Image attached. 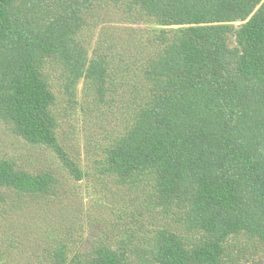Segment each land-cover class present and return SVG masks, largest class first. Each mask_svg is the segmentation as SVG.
Masks as SVG:
<instances>
[{
  "label": "trees",
  "instance_id": "obj_1",
  "mask_svg": "<svg viewBox=\"0 0 264 264\" xmlns=\"http://www.w3.org/2000/svg\"><path fill=\"white\" fill-rule=\"evenodd\" d=\"M96 4L145 24L134 53L98 40L88 55L78 33ZM46 61L70 98L82 81L83 99L100 104L114 69L129 82L127 119L102 141L95 170L143 190L171 223L127 225L83 259L66 262L59 246L50 264H261L234 253L231 239L264 250V0H0V120L80 180L59 143ZM56 185L0 157V217L10 195L44 197Z\"/></svg>",
  "mask_w": 264,
  "mask_h": 264
},
{
  "label": "rangeland",
  "instance_id": "obj_2",
  "mask_svg": "<svg viewBox=\"0 0 264 264\" xmlns=\"http://www.w3.org/2000/svg\"><path fill=\"white\" fill-rule=\"evenodd\" d=\"M86 19L78 35L84 39L89 56L98 40L103 45L110 43L114 52L134 53L131 44L138 41L134 39L145 26L125 20L118 9L104 4L94 5ZM45 67L46 79L56 95L53 111L58 121L59 143L75 159L84 176L74 180L52 150L26 142L0 120V157L13 160L20 169L49 173L57 179L53 191L44 197L16 198L12 194L7 199L6 211L0 217L4 264H50L49 253L59 246L68 255L66 262L74 254L83 259L96 244H114L118 231L127 225L140 232L141 228L170 227L169 217L145 202L143 190L119 187L95 170L93 161L102 141L111 132L114 135L127 119L126 99L131 96L128 81L121 82L119 71L112 70L106 80L105 100L95 104L83 99L82 81L77 82L70 98L65 94L56 63L46 61ZM231 249L264 264V250L253 239H231Z\"/></svg>",
  "mask_w": 264,
  "mask_h": 264
}]
</instances>
